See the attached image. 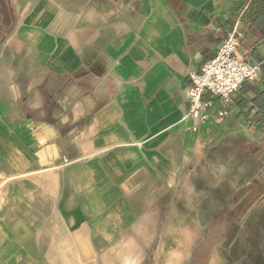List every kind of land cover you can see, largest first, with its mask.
I'll use <instances>...</instances> for the list:
<instances>
[{
  "label": "crops",
  "instance_id": "0c3cea01",
  "mask_svg": "<svg viewBox=\"0 0 264 264\" xmlns=\"http://www.w3.org/2000/svg\"><path fill=\"white\" fill-rule=\"evenodd\" d=\"M251 2L0 0V264H142L205 152L264 144ZM234 28L261 72L199 125L188 73Z\"/></svg>",
  "mask_w": 264,
  "mask_h": 264
},
{
  "label": "rangeland",
  "instance_id": "374dc122",
  "mask_svg": "<svg viewBox=\"0 0 264 264\" xmlns=\"http://www.w3.org/2000/svg\"><path fill=\"white\" fill-rule=\"evenodd\" d=\"M186 208L170 215L142 264H166L177 250L175 228L194 235L177 264H264V165L229 139L205 152L186 173ZM256 182L257 184H254ZM166 251V252H164Z\"/></svg>",
  "mask_w": 264,
  "mask_h": 264
},
{
  "label": "built area",
  "instance_id": "2783aa9c",
  "mask_svg": "<svg viewBox=\"0 0 264 264\" xmlns=\"http://www.w3.org/2000/svg\"><path fill=\"white\" fill-rule=\"evenodd\" d=\"M242 33L234 28L227 34L224 42L218 47L216 55L205 62L198 73L190 71L188 78V110L185 118L194 120L199 125L206 124L210 119H225L231 103V95L236 93L244 82L255 81L261 72V64L246 60L240 53ZM209 93L217 99L223 109L213 113V103L203 100Z\"/></svg>",
  "mask_w": 264,
  "mask_h": 264
},
{
  "label": "trees",
  "instance_id": "16d2710c",
  "mask_svg": "<svg viewBox=\"0 0 264 264\" xmlns=\"http://www.w3.org/2000/svg\"><path fill=\"white\" fill-rule=\"evenodd\" d=\"M248 20L252 28H258L259 23H264V0H252ZM235 151L243 155L256 156L257 159L264 163V144H247L235 142ZM254 184H257L254 182ZM264 192V187L258 190V196Z\"/></svg>",
  "mask_w": 264,
  "mask_h": 264
},
{
  "label": "bare ground",
  "instance_id": "6f19581e",
  "mask_svg": "<svg viewBox=\"0 0 264 264\" xmlns=\"http://www.w3.org/2000/svg\"><path fill=\"white\" fill-rule=\"evenodd\" d=\"M190 229V228H189ZM189 229L186 228H175L172 232L177 233L180 235L181 239L177 240V250L175 251H169L167 254L168 257H171L170 262L167 261L166 264H177L182 259V251L185 253L187 251L188 246H190V243L193 239V232L189 231ZM166 252V251H164ZM215 259H212L211 264H214ZM132 264V263H129Z\"/></svg>",
  "mask_w": 264,
  "mask_h": 264
}]
</instances>
